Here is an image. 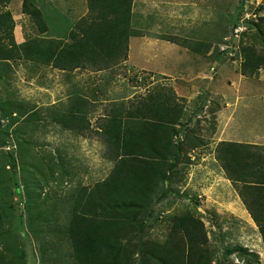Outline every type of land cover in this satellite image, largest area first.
<instances>
[{
	"label": "rangeland",
	"instance_id": "obj_1",
	"mask_svg": "<svg viewBox=\"0 0 264 264\" xmlns=\"http://www.w3.org/2000/svg\"><path fill=\"white\" fill-rule=\"evenodd\" d=\"M26 1L40 10L46 33L24 12ZM187 2L201 17L190 39L163 37L183 47L174 57L185 76L172 77L130 69L126 62L104 72L85 61L80 68H56L36 50L73 45L90 1L0 0V206L6 209L0 253L22 252L27 264H72V247L55 227L67 225L79 188H94L114 170L106 119L160 94L183 98L188 111L179 126L172 181L160 184L141 238L165 244L175 219L189 213L204 224L211 264H264L263 237L238 190L242 183L229 178L218 158L221 141L264 147V66L253 77L242 74L244 47L264 56V0ZM203 31L211 36L212 53L198 57L203 44L194 36ZM195 70L206 77L195 81ZM74 107L87 118L83 133L58 122Z\"/></svg>",
	"mask_w": 264,
	"mask_h": 264
},
{
	"label": "trees",
	"instance_id": "obj_2",
	"mask_svg": "<svg viewBox=\"0 0 264 264\" xmlns=\"http://www.w3.org/2000/svg\"><path fill=\"white\" fill-rule=\"evenodd\" d=\"M89 1V16L80 24L82 38L74 37L75 43L66 48L48 44L36 50L41 55L46 52L54 67L80 68L85 61L109 69L127 60L129 39L138 35L131 30L134 0ZM24 12L34 17L42 33L47 32L40 10L29 1L24 4ZM260 22L264 24V16ZM26 47L20 46L27 52ZM242 53V74L255 76L264 66V56L252 46L244 47ZM4 111L12 115L6 108ZM13 111L20 112L21 108ZM83 115L82 107H74L58 122L68 130L83 133L89 127ZM184 115L183 99L160 94L138 99L128 110L112 111L104 133L109 158L116 163L114 170L94 188H79L67 225L55 227L60 239L72 247V264H138L135 254L143 259L141 264H211L204 224L189 213L175 219L174 236L165 244L140 236L160 184L172 181ZM218 158L229 178L242 183L238 190L264 241V147L222 142ZM0 210L2 229L4 205ZM6 251L0 253V264H27L22 252Z\"/></svg>",
	"mask_w": 264,
	"mask_h": 264
},
{
	"label": "crops",
	"instance_id": "obj_3",
	"mask_svg": "<svg viewBox=\"0 0 264 264\" xmlns=\"http://www.w3.org/2000/svg\"><path fill=\"white\" fill-rule=\"evenodd\" d=\"M202 1L206 3V0ZM192 4L193 2L189 4L187 0L185 2H182V0H134L132 5L131 27L132 29L142 31L144 34L130 37L128 57L124 61L126 62L125 66L137 71L159 72L172 77L180 75L184 77L185 75L182 74V67L184 66L181 61L174 57L175 54H180V50L183 47L181 44L175 42L176 39L168 40L163 37H166L165 35L167 37H181L185 35L184 37L188 38L189 30L195 26L199 20L198 18L201 17V15L200 17H196L195 14H191ZM89 12L90 9L88 11V8H86L80 24L89 16ZM200 21V24L204 23L203 19H200ZM79 31L81 34L80 38H82L83 34L80 27ZM203 33V36L201 34L194 36V39H200L201 44H203L201 45L203 46L202 48L195 51L198 57L212 53L210 46L211 36L206 35L204 31ZM91 66L97 71H106V68L100 67L99 65ZM205 70L209 71V68ZM195 71L196 73L198 72V75L195 76V81H199V79L207 75L205 71ZM187 111L188 109L185 105V115ZM222 142L227 141H221L220 143Z\"/></svg>",
	"mask_w": 264,
	"mask_h": 264
}]
</instances>
